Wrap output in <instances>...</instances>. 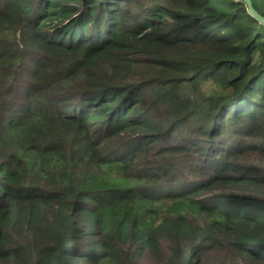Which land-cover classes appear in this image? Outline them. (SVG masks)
Returning a JSON list of instances; mask_svg holds the SVG:
<instances>
[{
	"label": "trees",
	"instance_id": "16d2710c",
	"mask_svg": "<svg viewBox=\"0 0 264 264\" xmlns=\"http://www.w3.org/2000/svg\"><path fill=\"white\" fill-rule=\"evenodd\" d=\"M0 264H264L243 0H0Z\"/></svg>",
	"mask_w": 264,
	"mask_h": 264
},
{
	"label": "water",
	"instance_id": "95a60500",
	"mask_svg": "<svg viewBox=\"0 0 264 264\" xmlns=\"http://www.w3.org/2000/svg\"><path fill=\"white\" fill-rule=\"evenodd\" d=\"M247 5L248 12L256 17L261 22H264V15H262L253 5L251 0H243Z\"/></svg>",
	"mask_w": 264,
	"mask_h": 264
}]
</instances>
